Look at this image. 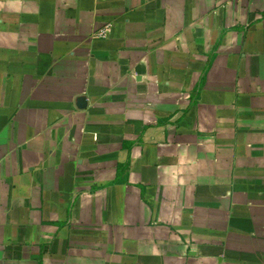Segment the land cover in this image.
I'll list each match as a JSON object with an SVG mask.
<instances>
[{
  "label": "crops",
  "instance_id": "crops-1",
  "mask_svg": "<svg viewBox=\"0 0 264 264\" xmlns=\"http://www.w3.org/2000/svg\"><path fill=\"white\" fill-rule=\"evenodd\" d=\"M0 264H264V0H0Z\"/></svg>",
  "mask_w": 264,
  "mask_h": 264
},
{
  "label": "built area",
  "instance_id": "built-area-1",
  "mask_svg": "<svg viewBox=\"0 0 264 264\" xmlns=\"http://www.w3.org/2000/svg\"><path fill=\"white\" fill-rule=\"evenodd\" d=\"M111 30H112L111 24H106L101 28L97 29L96 31H94L92 36L93 38L96 39L106 38L110 34Z\"/></svg>",
  "mask_w": 264,
  "mask_h": 264
},
{
  "label": "water",
  "instance_id": "water-1",
  "mask_svg": "<svg viewBox=\"0 0 264 264\" xmlns=\"http://www.w3.org/2000/svg\"><path fill=\"white\" fill-rule=\"evenodd\" d=\"M79 101H80V105H82V107L85 105V101H84V99L83 98H79Z\"/></svg>",
  "mask_w": 264,
  "mask_h": 264
}]
</instances>
